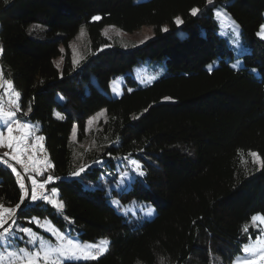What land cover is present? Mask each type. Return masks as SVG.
Masks as SVG:
<instances>
[{
    "label": "trees",
    "instance_id": "obj_1",
    "mask_svg": "<svg viewBox=\"0 0 264 264\" xmlns=\"http://www.w3.org/2000/svg\"><path fill=\"white\" fill-rule=\"evenodd\" d=\"M220 6L239 27L245 52L238 56L218 33ZM263 23L264 0H0L4 79L20 93L17 118L40 126L51 162L40 181L52 176L47 188L64 205L59 215L28 200L16 221L39 231L30 220L47 219L82 241H109L99 258L65 264H232L259 233L251 217L264 215V168L249 155L264 160ZM106 26L128 33L150 26L154 36L126 48L107 42ZM81 29L89 50L74 65L71 45ZM145 63L163 64L165 73L140 86L132 70ZM117 76L125 84L113 97L105 91ZM100 111L105 119L87 132ZM125 156L144 175L108 195L99 163L113 181L114 160ZM21 194L16 174L0 163V204L14 207ZM110 197L146 203L155 215L136 224Z\"/></svg>",
    "mask_w": 264,
    "mask_h": 264
},
{
    "label": "snow or ice",
    "instance_id": "obj_2",
    "mask_svg": "<svg viewBox=\"0 0 264 264\" xmlns=\"http://www.w3.org/2000/svg\"><path fill=\"white\" fill-rule=\"evenodd\" d=\"M7 2L8 0H5V3ZM207 3L211 5L213 4V0H207ZM199 11L198 8H193L191 14L196 16ZM216 16L220 17L221 13L216 12ZM92 19L99 20L100 17L94 16ZM176 23L180 24L182 21L177 18ZM162 31L167 32L168 29L163 28ZM83 32L84 29H81V34H83ZM258 35L264 39V25L260 26ZM141 43H144V41H141ZM2 52L3 48L0 47V53ZM76 62L77 61L74 59L73 64L75 65ZM156 78V76L149 77L147 82L151 83V81ZM0 81H2V83H0V89L4 90L9 104V107L6 108L4 104L5 97L0 96V149H8V151L0 153V163L6 164L7 167L16 174L17 182L19 183L22 193L19 202L14 207H6L0 204V264H65V261L68 260L97 259L107 251V245L109 244L107 239H102L96 244H83L70 237H66L55 227L49 229L46 226H42L37 218H33V221L38 227H44V231L50 233L55 239V243L45 239V237L34 232L31 228L20 227L14 229L12 227H5L9 225V222H11V225L16 224V213L21 209V205L25 203L26 199L31 202L38 200L44 201L52 205L58 211L62 210L64 205L62 201L53 199L57 196L55 189L51 191V196L45 193V185L53 180L52 176L49 175L43 182L31 179V189L29 192V189L25 185V177L21 176L16 168L13 167L8 160L4 159L8 157L10 160H14L17 164L21 165L26 172L31 170L38 175H43V172L37 166L39 162L34 160L32 152H30L29 149L31 148L34 151L37 146L42 149L43 145L40 142L43 141L44 137L35 136L34 143L31 145L27 143L32 137L34 126L24 123L17 118V112L20 111V93L15 91L11 80L3 78L2 73H0ZM28 110L31 111L30 108ZM98 115L102 116L104 113L101 112ZM94 119L96 118L94 117L93 120ZM93 120H89L88 123L92 124ZM249 155L254 158L253 163L258 162L260 167L264 168V160H261L256 152H249ZM131 164L134 166V170L138 175H144L140 164L136 160H131ZM48 167H51V165L49 164ZM83 171H85V169L82 166L74 175L78 176ZM113 203H116V201H113ZM147 215H152V209H148ZM251 223L259 229V233L255 241L249 236V242L243 246L242 252L245 254V258L233 260L232 264H264V215H253L251 217ZM45 224H47V222H45ZM17 231L23 233L27 237V239L23 241L27 246H14L15 240L17 239ZM243 231H248V225L244 226Z\"/></svg>",
    "mask_w": 264,
    "mask_h": 264
},
{
    "label": "rangeland",
    "instance_id": "obj_3",
    "mask_svg": "<svg viewBox=\"0 0 264 264\" xmlns=\"http://www.w3.org/2000/svg\"><path fill=\"white\" fill-rule=\"evenodd\" d=\"M216 12H220L221 16L217 17ZM214 17L218 23L219 35L224 37L228 41L229 45L233 49L234 54L236 56H238V55L244 53L245 49L241 45L240 36H239V27L235 23V21L225 12V10L222 8V6L217 7L214 10ZM263 25H264V23H263ZM163 28H167V26L164 25L162 27V29ZM101 32H102L103 37L107 40L108 43L120 44L126 48L139 46L142 44L141 41L145 42L154 36L152 28L150 26H142L137 31H134L131 33L122 31L117 27L106 26L102 29ZM259 32H260V29L257 32V37L259 39H262L261 36L258 35ZM78 35L79 36H78L77 40L71 45L72 58H73V60L75 59L77 62L80 61L84 56H86L88 54V50H89V48L85 42V31L83 32V34H81V30H80ZM262 40H264V39H262ZM110 44H108L107 46H110ZM107 46H104L103 48H105ZM61 50H63V48H61ZM63 53H64V50L62 51V54L54 60V64L57 67V69H59V70H61V67L63 65V60H64ZM233 66L239 67V66H241V62L239 60H236L233 62ZM164 73H165V66L163 64L148 65L145 63L143 65L135 67L132 70V77L136 80L138 85L146 86V85L150 84L147 82L149 77L156 76L157 77L156 79H158ZM153 81H151V83ZM124 84L125 83H124L123 77L117 76L110 83L109 90L105 91V93L109 94L110 96L117 97L121 94L122 87ZM1 96L5 97L4 104H5V107L8 108L9 107L8 98L5 96L4 90L2 91ZM101 112H103V111H100L99 113H101ZM98 114L90 117L87 120V122H86V131L87 132L94 131L98 125V122L105 119V114L102 116L98 115ZM94 117L96 119L93 120ZM20 120L24 123H28V124L34 126L32 137L27 142L29 145H31L32 143H34V137L35 136H41L40 135V126L37 123H33V122H30L27 120H22V119H20ZM89 120H93L92 124L88 123ZM71 140L72 141L75 140L74 129H73V132L71 134ZM40 143L43 145V141H41ZM29 150H30V152H32L34 160L39 162L37 164V166L44 173V171H46L49 168L48 165L49 164L51 165V162L48 158V155L45 152L44 146L42 149L39 148V146H37L34 151L31 148ZM4 151H8V149H0V153H3ZM6 158L9 161V163H11L12 165L15 164V165L19 166L25 173L28 174V179H29L28 184H29L30 189H31V179H36L37 181H40L41 175H38L36 172H33L31 170L26 172L25 169L23 167H21V165L17 164L14 160H10L8 157H6ZM251 159L253 160L254 158L251 157ZM131 160H136V159H134L133 157H130V156H125V157H118L114 160L115 164H114L113 172H115V174H116V179L113 181L107 180L110 177H112V175H113L109 165L104 166L103 161L99 163V165L104 170L103 173H101V178L103 179V182H104L103 186L106 189L108 195H110L111 190H115L117 192H122L123 190L127 189L135 178H138L140 180L142 179L143 176L138 175L137 172L134 170V166L131 164ZM138 163L140 164L141 169H142V164L140 162H138ZM13 167H15V166L13 165ZM142 171H143V169H142ZM40 182H43V181H40ZM52 190L53 189L49 190L47 188V184L45 185V193L47 195L51 196ZM53 199L59 200L58 196L54 197ZM113 201H116V203H113ZM35 202H37V201H35ZM32 203H34V202H32ZM108 203L119 214L127 215L130 217L131 220H135L137 222L136 224H140L144 220H150L155 215V208L146 204V203H138L136 201H132L128 204H121L119 202V200L117 198H114V197H110L108 199ZM148 209H152V215L151 216L147 215ZM57 212L59 213V215L62 214V210H60V211L57 210ZM38 220L40 221V224L42 226H46L49 229L54 227L52 225V223L47 219H38ZM30 221H32V223L39 229V231H35L32 229L34 232H37L39 235L45 237V239L51 240L52 243H55V239L50 235L49 232L44 231V227H38L37 224L33 221V219H31ZM45 222H47V224H45ZM257 223H259V222H257ZM8 227L18 229L22 226L18 223V221H16L15 225H11V222H10ZM59 231L62 232L66 237H70L73 240L80 242V243H83V244H96L102 240V239H99L98 241H95V242L82 241V240H80V238L76 234H71L70 232H64L61 230H59ZM16 237H17V239H23L24 241L27 239V237L19 231L16 232ZM103 239H106V238H103ZM16 240H15L14 246H16V247L27 246L25 244L18 246ZM252 240L255 241V239H252ZM28 247H30V246H28ZM107 250H108V245H107ZM102 255H100V256H102ZM242 258H245V254L243 252L240 255L236 256L234 260L242 259ZM89 260H95V259L68 260L65 262H81V261H89Z\"/></svg>",
    "mask_w": 264,
    "mask_h": 264
},
{
    "label": "water",
    "instance_id": "obj_4",
    "mask_svg": "<svg viewBox=\"0 0 264 264\" xmlns=\"http://www.w3.org/2000/svg\"><path fill=\"white\" fill-rule=\"evenodd\" d=\"M0 73H2V75H3V71H2V66H1V64H0ZM3 78H4V75H3ZM1 83H2V81H1ZM1 91H2V89H0V92H1ZM4 159L7 160L6 157H5ZM13 165L15 166V168L17 169V171L21 174V176L25 177L24 173H23L19 168H17L15 164H13ZM25 185H26V187L29 189V192H30V187H29V184H28V181H27L26 177H25ZM27 201H28V199H26L25 203L21 205V209H19V210L17 211L16 215H17V214H18V213L24 208V206L26 205ZM9 223H10V222H9ZM6 226H7V225H6ZM6 226H5V227H6Z\"/></svg>",
    "mask_w": 264,
    "mask_h": 264
},
{
    "label": "built area",
    "instance_id": "obj_5",
    "mask_svg": "<svg viewBox=\"0 0 264 264\" xmlns=\"http://www.w3.org/2000/svg\"><path fill=\"white\" fill-rule=\"evenodd\" d=\"M0 83H1V81H0Z\"/></svg>",
    "mask_w": 264,
    "mask_h": 264
}]
</instances>
